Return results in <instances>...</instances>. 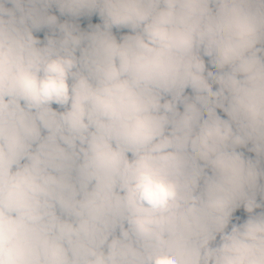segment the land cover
<instances>
[{
    "label": "clouds",
    "instance_id": "obj_1",
    "mask_svg": "<svg viewBox=\"0 0 264 264\" xmlns=\"http://www.w3.org/2000/svg\"><path fill=\"white\" fill-rule=\"evenodd\" d=\"M0 264H264V0H0Z\"/></svg>",
    "mask_w": 264,
    "mask_h": 264
},
{
    "label": "trees",
    "instance_id": "obj_2",
    "mask_svg": "<svg viewBox=\"0 0 264 264\" xmlns=\"http://www.w3.org/2000/svg\"><path fill=\"white\" fill-rule=\"evenodd\" d=\"M93 22H97V21L94 19Z\"/></svg>",
    "mask_w": 264,
    "mask_h": 264
}]
</instances>
